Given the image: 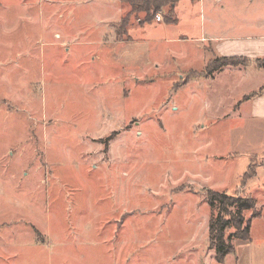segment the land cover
<instances>
[{
	"label": "rangeland",
	"instance_id": "rangeland-1",
	"mask_svg": "<svg viewBox=\"0 0 264 264\" xmlns=\"http://www.w3.org/2000/svg\"><path fill=\"white\" fill-rule=\"evenodd\" d=\"M125 1L0 0V264H264V121L233 114L262 76L174 89L199 0L166 30ZM209 189L256 199L223 263Z\"/></svg>",
	"mask_w": 264,
	"mask_h": 264
},
{
	"label": "crops",
	"instance_id": "crops-1",
	"mask_svg": "<svg viewBox=\"0 0 264 264\" xmlns=\"http://www.w3.org/2000/svg\"><path fill=\"white\" fill-rule=\"evenodd\" d=\"M192 1L195 2L194 0L178 2L174 9L176 20L170 23L171 26L180 22L177 18L179 12L184 14L191 10L189 5H192ZM198 2L199 4L196 2L193 5L196 28L199 29L198 35L196 37L185 36L183 39H186V44L192 43L190 48L194 47L195 44L199 54L203 49L204 56L208 55V58L205 65L199 70H196L195 64L186 58L188 65L183 67L181 76L183 82L179 86L175 85L174 89H183L188 85L214 81L207 84L211 88L213 84L215 85L220 81L217 80V76L221 73L226 71L237 73L251 67L254 71L253 74H258L262 78L259 80L260 83L253 85L254 87L243 96L242 100L233 105L235 108L233 114L240 119L264 121V68L258 65V60L264 59V0H199ZM158 23L161 30L170 28L168 21L167 24L162 20ZM231 57L247 58L251 62L247 65L231 64L217 70L214 69L215 67L211 69L214 65L213 62L217 59ZM243 103L247 105L241 106ZM230 115L220 116L219 114L215 119L218 120ZM246 157V168L250 169L253 165L254 176L258 174V171L264 169V165L258 164L259 166H256L257 160L260 158L259 155L251 153ZM245 174L246 172L241 178ZM250 180L246 184L249 187H251ZM247 196L253 198L252 195Z\"/></svg>",
	"mask_w": 264,
	"mask_h": 264
},
{
	"label": "trees",
	"instance_id": "trees-1",
	"mask_svg": "<svg viewBox=\"0 0 264 264\" xmlns=\"http://www.w3.org/2000/svg\"><path fill=\"white\" fill-rule=\"evenodd\" d=\"M125 1V0H124ZM182 0H138L133 2H127L131 4L132 12H143L147 18L150 19L152 14L162 8L168 7L169 11L166 15L167 21L175 22L174 9L178 2ZM235 57L231 58H219L214 61H221V65H216L215 70L229 66L238 65V62L234 61ZM258 65L264 68V59L258 60ZM257 95V94H256ZM254 176V175H253ZM246 180H250L252 175H244L241 179V183L245 184ZM206 203L209 207L211 219L208 227L209 230V245L215 251V260L217 263L225 262V258L228 255L234 254L236 251L234 241H248L251 233L250 221L244 217V212L251 211L255 208L256 200L248 196H242L241 193L235 192V194H228L226 191H215L209 189L205 197ZM256 215L255 212H253ZM228 230H234L235 232L227 235Z\"/></svg>",
	"mask_w": 264,
	"mask_h": 264
},
{
	"label": "built area",
	"instance_id": "built-area-1",
	"mask_svg": "<svg viewBox=\"0 0 264 264\" xmlns=\"http://www.w3.org/2000/svg\"><path fill=\"white\" fill-rule=\"evenodd\" d=\"M156 19H158L159 21H161V17L159 15H157Z\"/></svg>",
	"mask_w": 264,
	"mask_h": 264
}]
</instances>
